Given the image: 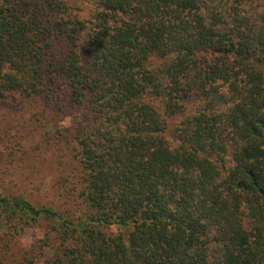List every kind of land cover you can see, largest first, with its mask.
<instances>
[{
  "label": "trees",
  "instance_id": "obj_1",
  "mask_svg": "<svg viewBox=\"0 0 264 264\" xmlns=\"http://www.w3.org/2000/svg\"><path fill=\"white\" fill-rule=\"evenodd\" d=\"M4 128L0 264H264V0H0Z\"/></svg>",
  "mask_w": 264,
  "mask_h": 264
},
{
  "label": "rangeland",
  "instance_id": "obj_2",
  "mask_svg": "<svg viewBox=\"0 0 264 264\" xmlns=\"http://www.w3.org/2000/svg\"><path fill=\"white\" fill-rule=\"evenodd\" d=\"M0 144L4 145L11 139L12 142L16 140V133L17 130L14 128H4L0 132ZM58 155L56 156L53 154V152L49 151L48 153H37L35 155H32L31 159L27 158L25 162L22 164L24 165L22 168L17 171V177L14 179L11 178V176L8 178L9 181L18 182L22 185L27 184L30 185V180H34L32 178L33 174H38V176H43V178L47 179L45 181V184L50 181V177H53L54 175L58 174ZM25 158V157H24ZM61 168V167H60ZM12 179V180H10ZM38 200H48L51 196L45 193V191L39 193L37 195ZM33 236V231H29L28 234L25 237V244H30Z\"/></svg>",
  "mask_w": 264,
  "mask_h": 264
}]
</instances>
